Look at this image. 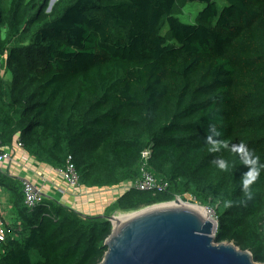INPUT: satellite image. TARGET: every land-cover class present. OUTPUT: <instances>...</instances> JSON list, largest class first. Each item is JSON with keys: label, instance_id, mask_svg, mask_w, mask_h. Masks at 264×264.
Here are the masks:
<instances>
[{"label": "trees", "instance_id": "trees-1", "mask_svg": "<svg viewBox=\"0 0 264 264\" xmlns=\"http://www.w3.org/2000/svg\"><path fill=\"white\" fill-rule=\"evenodd\" d=\"M49 2L0 0V149L19 140L34 160L70 162L80 185L103 188L136 178L149 147L165 187L123 191L103 214L190 196L213 210L215 242L264 264V170L246 199V167L205 142L213 123L264 162V0ZM189 3L203 6L184 22ZM11 177L0 178L12 212L0 264L102 260L109 221L47 197L30 209Z\"/></svg>", "mask_w": 264, "mask_h": 264}, {"label": "water", "instance_id": "water-1", "mask_svg": "<svg viewBox=\"0 0 264 264\" xmlns=\"http://www.w3.org/2000/svg\"><path fill=\"white\" fill-rule=\"evenodd\" d=\"M55 1L50 0L48 9ZM176 199L131 211L133 215L120 224L114 222L115 214L98 215L111 223L98 264H260L249 250L215 242L206 216L174 203Z\"/></svg>", "mask_w": 264, "mask_h": 264}, {"label": "built area", "instance_id": "built-area-1", "mask_svg": "<svg viewBox=\"0 0 264 264\" xmlns=\"http://www.w3.org/2000/svg\"><path fill=\"white\" fill-rule=\"evenodd\" d=\"M22 144L19 140L15 141L11 146L0 149V169L3 170L8 175H13L19 177L22 184L23 192V202L24 204L32 209L37 203H39L44 197V192L42 187L34 183L31 178L22 176L23 174L19 173L25 169L24 164L19 163V157L16 155L18 150H22ZM151 149L149 147L143 149L140 152V162L138 175L136 178L130 181H123L115 186L103 187L107 192L112 193L115 196L116 189H120L121 192L133 189L139 190H159L165 187L166 184H162L157 178L152 174L150 170V157ZM22 158V157H21ZM27 166V165H26ZM16 167H19L20 171ZM57 173L60 178H62L70 186H78V175L74 170L73 165L70 162L63 168H56ZM110 190V191H108ZM115 196L113 199H115ZM180 199L179 197H175ZM11 227L10 220H7L4 213L0 211V244L4 242L7 233Z\"/></svg>", "mask_w": 264, "mask_h": 264}, {"label": "crops", "instance_id": "crops-1", "mask_svg": "<svg viewBox=\"0 0 264 264\" xmlns=\"http://www.w3.org/2000/svg\"><path fill=\"white\" fill-rule=\"evenodd\" d=\"M16 155L20 159L19 163H23L25 166L23 171L16 167L20 171L19 173L40 185L45 197L53 201L89 215L103 214L105 207L114 201L115 196L110 192L102 191V189L89 188L80 184L78 186L68 185L60 178L55 167L34 160L24 149L18 150ZM15 177L17 176L15 175Z\"/></svg>", "mask_w": 264, "mask_h": 264}, {"label": "clouds", "instance_id": "clouds-1", "mask_svg": "<svg viewBox=\"0 0 264 264\" xmlns=\"http://www.w3.org/2000/svg\"><path fill=\"white\" fill-rule=\"evenodd\" d=\"M207 131L208 135L205 137V142L209 146L208 151L210 153H219L222 149H229L246 167L247 170L240 177V187L246 199H252L251 186L260 177L261 171L264 170V162H261L260 157L255 155L245 143L231 144L226 140L219 139L222 133L215 124L209 123ZM213 163L222 171H227L229 168V162L219 156ZM230 203V201L227 202L225 206Z\"/></svg>", "mask_w": 264, "mask_h": 264}, {"label": "rangeland", "instance_id": "rangeland-1", "mask_svg": "<svg viewBox=\"0 0 264 264\" xmlns=\"http://www.w3.org/2000/svg\"><path fill=\"white\" fill-rule=\"evenodd\" d=\"M202 6L203 5L200 4V3H189L188 5H186V7L183 8L182 14L179 16L180 19L182 21H184V22H193L196 12L199 9H201ZM0 178L3 179L4 183L5 182H12L13 181V178L11 176H9L7 173H5L1 169H0ZM99 189H102V191L107 192L105 188H99ZM108 191H110V190H108ZM114 191H115V196H118L121 193V190L120 189H116ZM9 197H10V191L7 189V187L5 186V184H0V211L4 213V215L7 218V220H10L11 219V215H12L11 212H10L11 211V209H10L11 206H10V199H9ZM180 200H182V199H180ZM182 201L185 202V203H189V204L199 205L196 202H194L193 201V198L190 197V196H187L186 199L185 200H182ZM199 206H203V205H199ZM203 207H205L206 211L212 217V219L214 221H216L215 220V217H214L213 210H211L207 206H203ZM131 211H135V210H131ZM131 211H118V210H116V211L111 212L110 215L111 214L117 215L119 213H126V212L127 213H130Z\"/></svg>", "mask_w": 264, "mask_h": 264}, {"label": "bare ground", "instance_id": "bare-ground-1", "mask_svg": "<svg viewBox=\"0 0 264 264\" xmlns=\"http://www.w3.org/2000/svg\"><path fill=\"white\" fill-rule=\"evenodd\" d=\"M173 203V202H172ZM174 203L176 204H183V205H187L189 207H192L196 210H198L199 212H201L204 216H206V220H209L212 223V230H215V221L212 219V217L208 214V212L206 211L205 207L203 206H199L196 204H189V203H185L183 201H181L180 199H176L174 201ZM131 215H133V213H119L114 217V222L116 224H120L122 221L126 220L127 218H129Z\"/></svg>", "mask_w": 264, "mask_h": 264}]
</instances>
